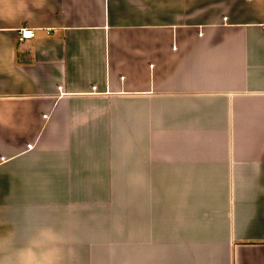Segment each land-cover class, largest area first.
Masks as SVG:
<instances>
[{"label":"crops","instance_id":"1","mask_svg":"<svg viewBox=\"0 0 264 264\" xmlns=\"http://www.w3.org/2000/svg\"><path fill=\"white\" fill-rule=\"evenodd\" d=\"M44 230L54 264H264V0H0V264Z\"/></svg>","mask_w":264,"mask_h":264},{"label":"clouds","instance_id":"2","mask_svg":"<svg viewBox=\"0 0 264 264\" xmlns=\"http://www.w3.org/2000/svg\"><path fill=\"white\" fill-rule=\"evenodd\" d=\"M56 241L57 237L51 230L42 231L39 238L33 242V248L41 249V251L37 253L32 248L28 249L26 255L19 259L16 264H54L51 257L55 249L47 246L54 245Z\"/></svg>","mask_w":264,"mask_h":264},{"label":"built area","instance_id":"3","mask_svg":"<svg viewBox=\"0 0 264 264\" xmlns=\"http://www.w3.org/2000/svg\"><path fill=\"white\" fill-rule=\"evenodd\" d=\"M36 35L35 29L32 27H23L20 28L18 32V39L22 42H26L32 38H34Z\"/></svg>","mask_w":264,"mask_h":264}]
</instances>
